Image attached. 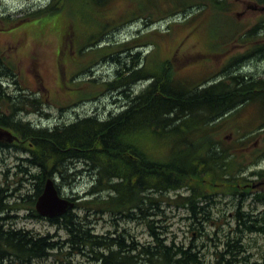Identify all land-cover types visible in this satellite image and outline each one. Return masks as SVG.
<instances>
[{"label":"trees","instance_id":"obj_1","mask_svg":"<svg viewBox=\"0 0 264 264\" xmlns=\"http://www.w3.org/2000/svg\"><path fill=\"white\" fill-rule=\"evenodd\" d=\"M191 1L175 7L178 12L172 10L132 14L130 17L122 16L119 20H109L103 16V12H74L68 0H51L45 6L29 12L24 18L15 20L14 24L7 18H0V29L6 30L21 23L61 15H65L67 20L69 18L73 25L85 21L92 22L95 26L102 24L101 29L97 28L89 39L84 48L86 50L83 49L86 55L96 54L88 67L100 60H112L120 70L100 84L97 78H91L89 82L96 83V88H101L93 97L96 98L103 92H116L130 97L138 92L131 106L118 115L110 113L104 120L95 116L84 117L68 126L63 124L52 128H38L23 119L22 122L9 123L0 109V123L11 127L22 140L14 145L15 150L26 153V158H16L18 164L15 171L6 176L23 180L38 179V188L33 196L19 199L4 212L0 209V218L6 219L0 221V264L5 260L8 264H31L58 256H61L58 260L60 264H71L63 259V254L67 252L88 256L98 264H257L250 260L244 236L264 232V226H256L257 220L251 222L240 218L238 214L242 207L238 208V200L232 201L237 208L232 218L233 223L226 222L225 218V222L214 223L211 214L213 205L226 198L230 200L235 195L236 198L237 195H243L245 200L251 199L249 201L254 204L264 203V192L257 186H250L259 182L264 184V172H252L257 157L264 154V128L261 125L264 121L259 107L254 108L253 118L243 124L238 122L246 110L250 111L248 107L254 99L264 91V81L249 79L247 74L241 72L243 69L207 85L203 79H178L176 73L180 65L175 62L176 56L161 60L155 54L157 59L148 61L141 54L144 49L134 51L141 43L145 44V38L150 35L157 52L159 42L153 40L157 30L116 45L109 42L97 46L98 41L105 39L110 31L120 28L121 20L128 18L155 22L156 16L172 18L173 15L184 13L186 19L182 24L193 25L195 30L196 26H203V22L197 18L203 17L212 9L219 17L233 19L221 0ZM84 6L85 0H81L78 7ZM190 6H193L195 12L186 11ZM59 8L64 12H58ZM229 23L232 25V21ZM232 27L237 30L236 34L240 32L239 25ZM172 31L169 26L164 34L171 37ZM94 36L97 37L94 39ZM219 46L214 45L212 49ZM239 60L233 57L222 71L237 64ZM138 65H142L140 71L128 74ZM140 83L146 85L137 90L136 86ZM2 104L9 105L0 98V105ZM42 104L40 98L24 95V115L39 114ZM195 115L200 118L195 126L206 127L202 130L206 140L193 145L197 148L195 159L189 158L188 169L181 172L173 166L174 161H166L162 157V151L158 152L155 148L163 146L166 137L181 134L182 131L172 133V130L184 126ZM227 121H231V124L224 127L222 124L226 125ZM229 127L235 128L231 142L226 141L222 135L218 136ZM151 145L155 147L152 148ZM78 165H82L87 174L91 171L95 175L91 178V187L86 194L81 197L70 196L76 201L75 205L60 217L43 219L38 216L33 205L42 193L43 180L52 173H57L61 178L69 176L77 171ZM81 173L78 170L80 178ZM5 181L6 179L1 184L4 185ZM1 186L0 207L2 194L7 192V187ZM173 191L176 193L174 198L166 199L165 195ZM150 193L156 196L157 202L153 205L155 211L152 210L150 215L154 218L143 216L139 212V202ZM161 203L185 209L186 218L214 224L212 232L202 233L201 229L195 228L194 234L195 238L202 237L205 243L213 242L215 250L210 252L209 246L193 241L176 243L175 237L170 236L168 224H163L166 219L159 207ZM12 209H30L34 213L33 218L46 220L65 235L59 237L58 234H40L16 228L10 224L9 211ZM106 214L115 222L119 218H125L143 226L149 240L141 243L131 234L130 229L116 224V228L105 234L94 232L93 219ZM222 224L229 225L230 229L225 231ZM81 241H86L88 247L81 246ZM95 246L102 248L93 250L92 247Z\"/></svg>","mask_w":264,"mask_h":264},{"label":"rangeland","instance_id":"obj_2","mask_svg":"<svg viewBox=\"0 0 264 264\" xmlns=\"http://www.w3.org/2000/svg\"><path fill=\"white\" fill-rule=\"evenodd\" d=\"M80 1L68 0L70 8L74 12H103V16L109 20H119L122 16L130 17L132 14L144 15L152 12H171L175 7L192 2L191 0H85V6L79 8L78 3ZM49 2L51 0H0V15L9 16L8 20L11 24H14L15 20L24 18L29 12H34ZM58 12H64V10L59 8ZM215 12L212 9V11L206 12L203 17H198L197 20L203 22V26H196V30L193 25L182 24L186 19L184 13L173 15L172 18L156 16L155 22L140 20V18L121 20L120 28L110 31L111 33L105 35V39L98 41L97 46L109 42L116 45L131 40L133 37L148 35L157 30L158 32L153 40L159 42V50L155 52V45L150 35H148L145 38L146 43H141L144 46V51L141 54L148 61L156 60L157 56L161 60L176 56L175 62L180 65L179 69L176 68L178 69L176 73L178 79L186 81L203 79L205 85H207L240 69H243L241 72L247 74L249 79H260L259 76L262 69H264V65H260L258 60H252L251 64L242 57L243 54H246V50L242 47L246 39L245 30L246 28L251 30L255 22H250L246 26L245 19L241 18L240 15L235 17V12H228L231 16H234L233 19L219 17ZM66 20L65 15H61V17L52 16L42 21L21 23L16 28L0 32V54L5 65L9 67L13 74H16L20 87L19 91L22 92V95L24 93L26 96L38 97L43 103L41 110L44 113L42 116L41 114H30L24 117V120H28L33 124L41 123L50 127L56 124H64L72 121L77 114L81 116L90 114L98 110L99 107L100 110L105 107L110 108V104L113 106L114 103V96L110 92H103L94 98L93 95L101 88H96V83H90L89 80L93 77L97 78V82L100 84L103 80L112 78L115 75V69L102 60L89 68L88 64L95 59L96 54L86 55L84 52L89 39L95 34L97 28L101 29L102 24L95 26L92 22L85 21L73 25L69 18ZM173 20L176 21L173 22ZM229 21H232V25ZM176 23L178 24L175 25ZM238 25L240 32L236 34L237 30L232 26ZM169 26L173 29L171 37L164 34ZM230 37H232L231 40ZM254 39L253 37L251 41L254 42ZM214 45L220 46L212 49ZM82 50L84 53H82ZM233 57L238 60L239 58L242 59L223 72L222 69ZM145 85L146 83H140L136 86V89L140 90ZM257 106L261 111L264 110V92L254 99L248 107L250 111L246 110L238 119V122L243 124L253 118V112ZM199 120L200 118L195 115L186 125L190 127ZM230 124L231 121H227L226 125H222L226 127ZM234 130V127L226 128L218 136L222 135L226 141L231 142ZM191 131L192 128H187L179 135L165 138L166 143L162 157L166 161L176 162L180 159L187 161L190 153L193 155L195 151L197 152V148L193 146L196 139L192 138L198 135V131L195 132L194 136L192 133L190 136ZM151 147L155 146L151 145ZM155 150L160 152L161 146L156 147ZM180 155L182 158H180ZM17 156L18 153L14 150L10 153L0 152V186L6 179V174L15 171V166L18 164ZM77 169L81 170L83 181L79 179L75 189L79 191L78 196H83L81 194L86 186H90L91 179L89 178L86 181L87 172H84L82 165H78ZM261 185L263 186L260 189L264 192V184ZM170 198H174V194ZM232 201L234 200L226 198L212 206V217L218 223L225 221L233 223L230 217L225 216L235 208V202ZM160 208L166 219L163 224H168L171 232L170 236L175 237L176 243L183 242L186 244L193 241L209 246L210 252L215 250L213 242L207 241L205 243L202 237L195 238L194 234L195 228L201 229L202 233H210L215 228L214 224L209 225V222H202L201 225L199 222L187 219L186 210L183 208L169 207L165 203H161ZM220 208L221 210H219ZM256 210L264 211V205H259ZM10 214L16 215V218L10 219V224L16 228L33 230L40 234H58L59 237L65 235L63 231L50 225L46 220L25 217V214L30 213L16 211L10 212ZM95 218L93 222L96 233L105 234L108 230H113L114 222L108 214L99 215ZM120 225L129 228L131 234L141 243L149 240L143 226L125 220ZM222 225L225 231L230 229L229 225ZM244 238L249 248L251 262L264 264L262 258L264 236L249 234L245 235ZM60 257H50L33 264H60L58 261ZM71 262L72 264H87L86 258L78 255L74 256Z\"/></svg>","mask_w":264,"mask_h":264},{"label":"bare ground","instance_id":"obj_3","mask_svg":"<svg viewBox=\"0 0 264 264\" xmlns=\"http://www.w3.org/2000/svg\"><path fill=\"white\" fill-rule=\"evenodd\" d=\"M0 18H7V19H9L8 16H6V15H0ZM138 49H144V46L143 45H140L139 47L135 48L134 51H136ZM105 62H106V64H110V66H112V68L115 69L114 70L115 74H116V72L118 70H120L119 67L117 66V64L114 63L112 60H105ZM130 67L132 68L133 65H130ZM141 69H142V65H138V66L134 67L133 69H131V71H129L128 74L137 73ZM251 79H253V78H251ZM260 80L264 81V79H257V81H260ZM138 82H140V81H138ZM0 88H1L0 94L4 93L5 90H6V87L3 86V87H0ZM263 92L264 91L262 90L261 93H263ZM110 94H113V96H114L113 106H111V104H110V108L105 107L104 109H101V110H100V107H99L98 110H96V111H94V112H92L90 114H85L83 116L77 114L75 116V118L72 119V121L65 122L64 125L65 126H68V125H70L72 123H75L76 121H78V120H80V119H82L84 117H94L95 116V117H100V118H102L104 120V119H106V117L108 118V115L110 113H112L114 115H118V114L122 113L123 111H125L126 109H128L131 106V104L134 101V97H136V95L138 94V92H134L130 97H125V96H123V95H121L119 93H116V92H110ZM33 98H38V97H33ZM23 100H24V93H23ZM259 111H260V114H261L262 121H264V110L261 111L259 109ZM23 112H24V110L22 108L17 113L15 112L16 114L14 112L5 113V115H6L5 116V120L7 122H9V123H14V122L15 123H18V121L22 122L24 120V117L25 116H29L30 114H36V113H27L26 115H24ZM43 113H44L43 110H40V113L39 114H41V116L43 115ZM14 114L16 115V118L15 119L13 118V115ZM8 116H9V118H8ZM28 122H30V121H28ZM35 125L38 128L50 127V126H44L41 123H35ZM56 125H63V124H56ZM56 125H54V126H56ZM195 125H197V124H194L193 123L192 126L188 127L185 124L184 126H180V127L176 128V129H173L172 130V133H176L178 131H182L183 132L187 128L188 129L189 128H192V131L190 132V136H191V133L194 136L195 132L198 131V135H196L192 139H196V142H204L206 140V137H204L202 135V130H204L206 127L205 128H202L199 125H198V127L195 126ZM261 125L264 128V122L261 123ZM4 126H6V127H1L0 126V128H2L4 130H7L12 135L16 136L18 138V141H13V142L0 141V147H1L0 148V152L10 153V151H12V150L16 151L15 148H14V145H17L22 140L18 136V134L11 127H8L7 125H4ZM54 126H52V127H54ZM261 130H263V129H261ZM172 136H175V135H172ZM165 143H166V140H165ZM165 143L163 144V146H161V151L162 152H163V149L165 147ZM16 152L18 153L17 159L21 160V159L26 158L25 157L26 156V153H20L18 151H16ZM191 154L192 153L189 154L188 159L189 158L195 159V153L193 155H191ZM180 158H182L181 155H180ZM188 159H187V161H184L183 159H180V160L174 162L173 166L176 169L180 170L181 172H184V171H186L188 169V166H189L190 159L189 160ZM254 166L255 167H254V169H253L252 172H256V171L257 172H264V154L263 155L261 154L260 156L257 157L256 163L254 164ZM244 171H243V173H244ZM79 175L82 176V173L79 174ZM244 175H246V174H244ZM94 177H95V175L91 171H89L88 174H87V176H86V181L89 178L90 179L91 178L93 179ZM63 178H61L57 173L50 174L49 176H47L43 180V186H42V191L41 192L44 191V189H45L48 181H50L52 183V187L56 191V193H58V195L61 198L66 199V200H68L69 202H71L73 204L72 207L65 212V213H67L68 211H70V210L73 209V207L75 205V202H76L70 196H74V197L75 196H78L79 191L75 189V186L79 183V179H81V181H83V179L78 176V169H77V172L76 173H70L69 176H66L65 175ZM261 184H263V183H260L259 182L257 184H250V186L252 188H255L256 186L260 188L261 186H263ZM6 187H7V192L2 194V206L0 207V209H1L2 212L6 211V209L8 207H10V204L11 205L14 204V202L19 201V199L20 200H23L24 198L26 199V197L33 196L34 193H36L37 188H38V179L37 178L31 179V180H23V179H20V178H10V179H8V177L6 176V181H5L4 185L1 186V188H6ZM90 187L91 186H86L84 188V190H83V192H82L81 195L86 194V192L89 190ZM182 192H184V191H182ZM170 193L166 197V199L170 198L171 195L174 194V196H175V194H176V193H174V191L173 192H170ZM116 195L117 194H115V196ZM237 196H238V198H236V195L235 196H231L230 200H238L237 201L238 204H239V207L238 208L242 207V209L240 210V212L238 214L240 216V218L246 219V220H250L251 222L257 220L256 222H258L260 224H258V223L255 222L256 226H258V227L264 226V211L256 210L259 205H264V203H262V202H255V204H254L251 201H249L251 199H246L245 200V196H243V195H237ZM38 197L36 198V200L34 202L33 208H34L35 212L37 213V215L40 216L41 218H43V219H52V218H55V217H60L63 214H65V213H63L62 215L55 216V217H45V216H41L36 211V208H35V204H36V201H37ZM79 197H81V196H79ZM155 197L156 196L154 194H151L150 193V194H147V196H145L144 199H142L139 202V212H140L141 215L148 216L149 217L151 215V213L153 212L152 210L155 211V209H153V205H155V203H157L155 201ZM8 200L10 201L9 203H8ZM256 201H259V200L256 199ZM159 207H160V205H159ZM29 210L28 211H24V212L30 213V215L25 214V217H27V218H33L34 213L32 212V210H30V211ZM219 210H221V208ZM236 210H237V208H234L233 211H229L227 214H225V216L228 218L229 217V213L232 212V217H230V218L231 219L234 218V214H236ZM21 211H23V210H20L18 212H21ZM10 212H16V211H14V209H12L11 211H9V215H10L11 219L16 218V215H11ZM4 217L6 218V215ZM149 218H154V217H151L150 216ZM187 219H189V218H187ZM3 220H6V219H4V218L1 217L0 218V221H3ZM111 220H112V217H111ZM123 220L129 221L128 219H125V218L124 219H122V218L120 219L119 218V219L116 220V222H115V220H112V221L115 222L114 224H116L117 226H120V224H121V222ZM190 220L193 221V222H199L200 224L202 222H205L203 220H196V219H193L191 217H190ZM159 221H162V220H159ZM213 222L214 223H218L214 218H213ZM113 227L116 228L115 225ZM122 227H124V226H122ZM125 228H127V227H125ZM127 229H129V228H127ZM90 230H92V229H90ZM94 232H95V230H94ZM257 235L264 236V232L256 233L255 236H257ZM87 244L88 243L86 241H81L80 242V245L83 246L84 248H87L88 247ZM92 248H93V250H100V248H102V247L95 246V247H92ZM77 255L86 258L87 264H98V262L92 261L88 256H85V255H82V254H77ZM74 256H76V255L73 254V253L67 252V253L63 254V259L65 260V262H70L72 264L71 259ZM262 258L264 260V248H263ZM33 263L34 262H32L31 264H33ZM2 264H8V262H6V260H5V262H3Z\"/></svg>","mask_w":264,"mask_h":264},{"label":"flooded vegetation","instance_id":"obj_4","mask_svg":"<svg viewBox=\"0 0 264 264\" xmlns=\"http://www.w3.org/2000/svg\"><path fill=\"white\" fill-rule=\"evenodd\" d=\"M232 2L238 12L237 17L245 19V25L250 22H255L251 30L246 28L244 46L246 54L244 60H248L250 63L252 60H258L260 65H264V0H227ZM254 42L251 41L252 38ZM249 38V41H248ZM252 64V63H251ZM260 79H264V69L260 73ZM6 87L4 93L0 95V98L8 102V106L2 104L0 109L4 113L18 112L22 109L23 95L20 92V87L16 79V74H13L9 67L5 65L4 59L0 54V87ZM13 88V90H12ZM15 113V114H16ZM13 118H16V115ZM15 123V122H14ZM1 127H6L0 123ZM30 215V214H28ZM229 217H232V212L229 213Z\"/></svg>","mask_w":264,"mask_h":264},{"label":"water","instance_id":"obj_5","mask_svg":"<svg viewBox=\"0 0 264 264\" xmlns=\"http://www.w3.org/2000/svg\"><path fill=\"white\" fill-rule=\"evenodd\" d=\"M0 141L13 142L18 138L9 131L0 128ZM72 203L61 198L53 189L52 183L48 181L44 191L38 197L35 208L36 211L45 217L60 216L72 207Z\"/></svg>","mask_w":264,"mask_h":264}]
</instances>
